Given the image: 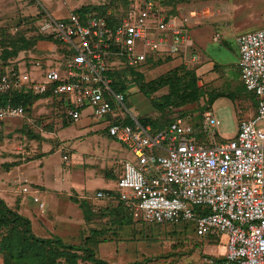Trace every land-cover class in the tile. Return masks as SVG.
I'll return each mask as SVG.
<instances>
[{"label": "built area", "instance_id": "obj_1", "mask_svg": "<svg viewBox=\"0 0 264 264\" xmlns=\"http://www.w3.org/2000/svg\"><path fill=\"white\" fill-rule=\"evenodd\" d=\"M162 1L128 0L125 16L114 27L101 17L82 24L72 10L64 19L45 14L40 31L55 37L65 53L49 63L34 59L29 72L9 68L0 75V95L27 91L63 99L72 122L89 107L96 120L106 123L109 138L134 157L121 161L116 196L134 221L191 223L199 240L224 236L225 259L207 256L204 264H264V128L258 127L264 122V25L235 38L239 80L256 102L254 119L241 121L234 138L212 145L198 140L194 127L177 114L165 129L153 133L135 118L131 124L123 122L121 99L110 90L106 73L113 69L110 58L117 57L131 68L149 57H178L189 66L202 62L191 49L189 18ZM25 115L21 105L0 104V132L5 120ZM215 126V118L206 112L202 132L213 135ZM59 150L65 151L63 146ZM19 192L29 194L31 188L24 185ZM94 198L111 196L99 191ZM32 200L44 210L38 197Z\"/></svg>", "mask_w": 264, "mask_h": 264}, {"label": "rangeland", "instance_id": "obj_2", "mask_svg": "<svg viewBox=\"0 0 264 264\" xmlns=\"http://www.w3.org/2000/svg\"><path fill=\"white\" fill-rule=\"evenodd\" d=\"M87 1L111 2L114 6L120 0ZM80 2L83 0H0V67L15 66L21 72H29L35 58L49 63L64 54L61 47L52 43L34 44V26L39 23L37 14L39 10L50 15L58 10L73 11ZM168 7L189 18L186 27L192 38L191 49L202 57L201 65L193 69L196 80L186 74L189 71L182 66L186 68L188 65L180 58L144 65L137 71L123 69L127 67L123 57L114 58V66L123 69L115 73L113 80L115 88L122 90L117 91V96L121 99L123 117L131 121L152 117L161 127L166 122L169 104L184 100L182 106L177 107L176 114H182L185 123L194 127L201 138L198 140H207L210 145L230 140L235 137L241 121L256 117L254 97L244 91L238 78L235 38L264 25V0H169ZM153 36V33L147 34L148 38ZM214 37H218L217 41ZM41 44L50 45L54 50L40 51ZM45 54L48 56L42 57ZM168 77L169 85H160L162 79ZM183 77L185 80L180 81ZM150 84L155 87H148ZM190 98L194 100L188 101ZM65 108L58 100H32L25 117L5 120L0 132V198L10 209L30 221L35 236L58 237L67 244L81 246L79 264H93L91 259L107 264H204L207 256L225 259L224 236L199 240L191 223L187 228L184 225L174 228L136 222L121 206L95 200L91 191L83 195L75 188L65 191L59 196L62 200L59 206L54 207L45 201L43 213L33 202L29 212L19 201L10 203L9 192L15 188L17 193L19 187L26 184L21 177L24 170L43 168L48 173L49 184L60 175V168L72 172L64 166L72 153L67 150L61 156L56 152L62 146L58 141L65 143L74 126L71 124L69 128L61 129L72 123L65 115ZM85 109L86 114L90 113L89 107ZM206 112L216 120L213 135L201 130ZM258 127L264 128V122ZM92 140L94 138L86 139L85 143ZM124 150L128 160L133 161L132 154ZM57 179L52 185L60 183ZM4 193H7L6 199ZM6 232L4 228L0 231V242ZM0 264H4L1 250Z\"/></svg>", "mask_w": 264, "mask_h": 264}, {"label": "trees", "instance_id": "obj_3", "mask_svg": "<svg viewBox=\"0 0 264 264\" xmlns=\"http://www.w3.org/2000/svg\"><path fill=\"white\" fill-rule=\"evenodd\" d=\"M161 3L164 6L166 5L168 6V2L166 1H162ZM116 5L118 6L116 7ZM116 5L111 6V2H106L105 4L89 5L73 10V13L76 16H78L82 24H84L86 20L90 17H101L105 19L109 27H114L118 25L120 19L123 16H125L128 9V0H120ZM170 9L172 11H175L173 7H170ZM37 16H38L37 21H39V23L35 24L34 26L35 35H36V37L32 39L34 44H39L40 42L46 41L62 48L61 43L55 37L51 35L47 36L40 31V24L42 23V20L45 19V12L39 10ZM61 51L63 50L61 49ZM173 58H178V57H171V56H165L163 58L149 57L146 63L143 65L133 68L125 67L123 69L137 71V68H142L144 65H155L163 62H169ZM109 62L113 69L109 70L106 73V76L110 79V83H109L110 90L115 95H117V91L122 92V90L115 88L116 86L115 83L113 82L114 75L115 73L117 74V72L123 69L118 70V68L113 65L114 58H110ZM200 65L201 64L197 66L188 65L186 68L184 66L182 67L183 69H185V71H189L186 72V74H189L190 78L196 80V76L195 73L193 72V69L198 68ZM9 68H13L16 71L19 70L15 66L0 67V75L4 74ZM185 78L186 77L181 78L180 81H184ZM238 78H239V72H238ZM169 80H170L169 77L166 79H162L163 82H160V85L163 84L169 85V83H167L169 82ZM176 82H179V80H176ZM152 86L155 87V85L152 84H150L148 87L152 88ZM46 97L47 96H42V97L32 96L27 91H20V92L14 91L6 95H0V104L10 103L12 105H21L24 107V110L27 113L28 107L30 105V101L36 99H42ZM51 100H58L61 103L63 102L64 106H67V101L63 99H58L54 97ZM191 100L193 101L194 98L188 99V101ZM183 102L184 100L181 101L182 104ZM181 103L179 104L175 103L173 105L170 103L169 106L167 105L168 106L167 119L165 124L162 125L161 127L159 123L156 121V119L152 117L150 118L146 117L142 121L140 120L137 121L141 125L150 126L153 133L160 132L161 130H163L161 128L165 129L167 124L176 116V112H177L176 109L178 106H182ZM179 116L184 118L182 114H179ZM123 122L125 124H131V120L129 118L127 119L124 118ZM198 138H200L199 135ZM128 216L131 218L129 214ZM165 226H169V225H165ZM171 227L176 228V226H171ZM3 228L7 229L6 234L3 236L0 242V250L4 254V264H79V261L81 260V257L79 256L78 253L83 251L81 246H73L67 244L58 237L54 239H48V238L46 239L35 236L31 230L30 221L27 218L21 216L16 211L10 209L6 205V203L0 198V231L3 230ZM91 261L93 262V264H107L106 262L96 259H91Z\"/></svg>", "mask_w": 264, "mask_h": 264}, {"label": "crops", "instance_id": "obj_4", "mask_svg": "<svg viewBox=\"0 0 264 264\" xmlns=\"http://www.w3.org/2000/svg\"><path fill=\"white\" fill-rule=\"evenodd\" d=\"M164 1L169 2V0ZM97 4L100 3L83 0V3L80 2L78 6L74 7V10L81 7ZM167 8L171 10L170 7L167 6ZM68 12L69 10H58L53 13V15L51 14V16H53L55 19H64L65 17H67ZM41 45L42 46L40 47V51L46 52V50H54L52 46L49 47L50 45ZM42 54L43 53L39 55ZM47 54L43 55L42 57H46ZM59 57L60 56H58L57 58ZM41 100L51 99L42 98ZM85 110L87 109L84 108L81 111L80 118L82 120L80 122H78V120L77 124L76 122L65 124L61 128H69L71 124L72 126L74 125L73 129L68 132L69 137L64 140V142L67 144L58 141V144H61L64 147L65 151L57 150L56 152L60 153L61 156L62 152L66 154L67 150L69 153H72V156L68 157L67 164L64 165L63 162H61L62 166L64 165L68 167L70 170H72V172H64L63 168H60V175L57 176V178L60 179V183H56L57 185H52L53 181L55 182L57 178L52 179V183L49 184L50 181H48L47 179L48 173L44 172L43 168H37L36 171L26 169L23 171V176L21 177L24 178L23 182H26V184L24 185L31 188V192L29 194H21L20 192H17L20 194L19 195L14 190L15 188L12 189L13 192H9L11 201L10 203L19 201L24 210L29 212L32 207V197H38L44 204H46V201L48 204H51L55 207L59 204V201H62L59 199V196L61 194H63L65 191H72V189L75 188V190L82 195L85 192L89 191L94 192L93 196L96 192L99 191L108 193L110 194L111 198L103 200L102 202L119 205L116 196L117 180L121 174L120 164L121 161L128 160L129 156L119 143L109 138L106 131V123L103 121H98L95 118V120L92 118L93 121H91L89 118V116L93 117L91 110L88 114L85 113ZM92 138H94V140L88 142L87 144L85 143L86 139L88 140ZM92 185H95V188H93ZM22 186H20L19 188H21ZM4 194V197L6 199L7 193ZM44 211L45 207L41 212L43 213Z\"/></svg>", "mask_w": 264, "mask_h": 264}]
</instances>
